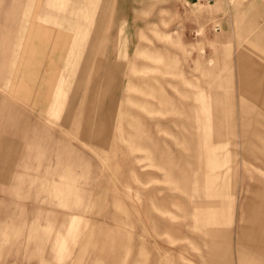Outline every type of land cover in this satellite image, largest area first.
<instances>
[{
  "label": "rangeland",
  "instance_id": "374dc122",
  "mask_svg": "<svg viewBox=\"0 0 264 264\" xmlns=\"http://www.w3.org/2000/svg\"><path fill=\"white\" fill-rule=\"evenodd\" d=\"M54 2L0 0V264H264V1Z\"/></svg>",
  "mask_w": 264,
  "mask_h": 264
},
{
  "label": "crops",
  "instance_id": "0c3cea01",
  "mask_svg": "<svg viewBox=\"0 0 264 264\" xmlns=\"http://www.w3.org/2000/svg\"><path fill=\"white\" fill-rule=\"evenodd\" d=\"M260 1H264V0H260ZM54 4H55L54 6L60 7L59 0H55ZM30 10H31V8H30ZM30 10L27 11V16H31L32 13H31ZM35 17L36 18H35L34 24L38 21V19L41 18V17L39 18V15H35ZM28 20H29V18H27L26 23L28 22ZM32 29L34 31H31L29 33H26L24 31L25 30V26L22 27V30H23L24 33H22L21 35H19V37L17 38V42H16V45H15L17 48H15V52H14V55H15L14 62H16V63L19 62L18 56L21 53H23V54L30 53L31 50H29V49L31 47H33V46H37L36 45V42H34V43H32V42L34 40H36L38 38V35L40 36V34H39V32H37V30H36L37 27L36 26H33ZM35 53L38 54V51L36 50ZM245 235L246 234L244 232V234L242 235V237L245 238Z\"/></svg>",
  "mask_w": 264,
  "mask_h": 264
},
{
  "label": "bare ground",
  "instance_id": "6f19581e",
  "mask_svg": "<svg viewBox=\"0 0 264 264\" xmlns=\"http://www.w3.org/2000/svg\"><path fill=\"white\" fill-rule=\"evenodd\" d=\"M244 239V238H243ZM244 241V240H243Z\"/></svg>",
  "mask_w": 264,
  "mask_h": 264
}]
</instances>
